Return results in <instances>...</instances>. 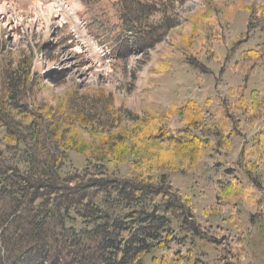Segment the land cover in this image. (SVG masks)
I'll use <instances>...</instances> for the list:
<instances>
[{"label":"rangeland","instance_id":"rangeland-1","mask_svg":"<svg viewBox=\"0 0 264 264\" xmlns=\"http://www.w3.org/2000/svg\"><path fill=\"white\" fill-rule=\"evenodd\" d=\"M241 4L264 7V0H0V81L28 75L40 101L56 106L72 95L80 107L89 103L100 114L105 109L95 95L138 118L189 100L202 107L204 120L194 132L214 148L205 149L192 170L163 172L190 199L197 228L186 235L171 219L166 231L171 240L147 254L143 264H153L152 255L170 256L169 264H264V172L258 174L260 184H252L238 162L259 128L227 134V149L211 122L234 101L230 87L244 85L247 95L264 90V21L248 28L249 12ZM203 14L219 21L213 51L222 60L204 54L186 59L184 52L199 46L197 41L189 46L188 39ZM246 50L263 51L248 75L235 68ZM0 108L8 124L13 116L17 121V105L5 102L1 90ZM13 126L17 131V123ZM87 131L82 129L83 139ZM6 135V126H0V157L14 164L23 153ZM85 164L84 154L68 151L61 172ZM119 168L126 176L129 165ZM234 179L252 192L223 199L215 208L217 189Z\"/></svg>","mask_w":264,"mask_h":264},{"label":"trees","instance_id":"trees-1","mask_svg":"<svg viewBox=\"0 0 264 264\" xmlns=\"http://www.w3.org/2000/svg\"><path fill=\"white\" fill-rule=\"evenodd\" d=\"M240 7L249 12L248 28L264 21V7ZM218 25L217 18L201 15L188 39L189 46L192 41L199 46L184 52L187 60L203 54L222 60L213 51L220 38ZM262 54L241 52L236 70L253 73ZM9 78L0 81V90L5 102L17 105V121L13 116L8 124L7 112L0 108V126H6L8 143L15 142L23 157L14 164L0 157V264H143L147 254L171 240L166 233L171 219L186 235L196 230L190 199L163 173L192 170L205 149L215 146L194 132L204 120L196 101L163 113L149 110L138 118L110 98L95 95L105 109L100 114L89 103L80 107L72 95L52 106L39 100L28 75ZM228 94L234 101L211 122L227 149V134L258 126L238 158L252 184H258V174L264 172V90L247 95L240 85L230 87ZM174 118L177 124H169ZM84 128L87 139L81 136ZM68 151L86 156L83 169L61 172ZM121 164L129 165L126 176ZM252 188L228 181L217 189L214 207L229 197L246 198ZM169 260L168 255L151 256L153 264Z\"/></svg>","mask_w":264,"mask_h":264}]
</instances>
